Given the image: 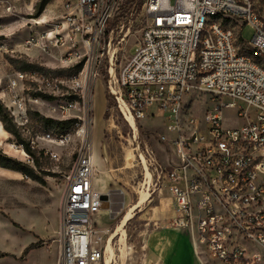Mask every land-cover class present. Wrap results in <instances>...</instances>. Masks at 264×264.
Wrapping results in <instances>:
<instances>
[{"label": "built area", "instance_id": "obj_1", "mask_svg": "<svg viewBox=\"0 0 264 264\" xmlns=\"http://www.w3.org/2000/svg\"><path fill=\"white\" fill-rule=\"evenodd\" d=\"M126 1L63 0L62 14L48 30L26 41L60 62L50 69L25 72L0 60V101L20 132L34 133L30 148L37 150L39 141L77 144L59 208L55 264L105 260L109 230L96 217L109 194L103 198L93 184L90 96L106 54L108 88L124 118L139 122L159 114L177 134L170 140V163L155 161L149 199L156 190L170 194L171 224L188 232L201 264H208L204 252L217 264H264V66L241 52L235 31L252 25L253 40L244 43L264 59V0H131L145 24L134 53L112 76L109 53L131 33L115 23ZM57 68L77 70L53 74ZM201 94L208 107L183 119L185 107ZM151 106L156 113L148 112ZM227 108L234 109L230 124ZM41 117L71 120L76 131L55 133ZM20 147L26 153L24 143ZM40 151L60 159L55 151Z\"/></svg>", "mask_w": 264, "mask_h": 264}, {"label": "rangeland", "instance_id": "obj_2", "mask_svg": "<svg viewBox=\"0 0 264 264\" xmlns=\"http://www.w3.org/2000/svg\"><path fill=\"white\" fill-rule=\"evenodd\" d=\"M49 1L52 2L51 10L46 16H43L47 6L46 3L42 9L40 8L43 0H0V60L2 62H10L17 70L25 72H37L41 70L39 68L50 69L52 66L60 64L53 55L42 52L36 46L26 44L31 36H38L48 30L49 23L62 14L63 0ZM134 9L131 0H127L115 17V23L119 25V30L123 29V32L129 28L131 30L128 38L118 45V50L115 53L114 64L117 74L130 55L134 53V45L140 39L145 24L139 9ZM132 13L134 14L131 15ZM235 31L238 34L236 45L241 52L250 54L255 61L264 66V59L255 55L244 43L253 40L254 27L250 24H242L236 27ZM54 53L58 55L57 51ZM108 60L109 57L106 54L105 65L101 70L102 75L93 81L90 96L93 152L97 155L100 143L103 157L106 160V168L107 170L111 169L112 177L107 192L109 203H106V208L111 207L112 209L111 216L100 213L99 218L96 219L98 226L109 230L105 237L106 241L116 232L128 210L126 206L128 204L131 206L138 201L139 196L143 194L140 193L141 190L144 189L148 192L155 185L152 178L151 182L147 183V169L135 155V147L139 145L146 154L149 172L153 173L155 161L162 167L170 163L174 155V148L170 140L177 136L176 133L168 130V118L159 114L139 120V133L134 132L108 88ZM13 66L10 67L13 68ZM54 72L53 74L68 75L65 68H57ZM98 81L103 84V101L105 102V111L100 115L104 121L101 138L96 137V116L98 114L96 100L100 83ZM29 87L30 90H33V87ZM208 105L207 97L201 94L188 103L181 116L183 119L190 115L200 116ZM250 111L252 114L254 113V109ZM148 112L156 113V107H149ZM233 113L234 109L224 110L227 124L232 123L227 118ZM47 119L52 120L47 123V126L55 133H75L76 131L75 124H65L63 128H59V122H65V120L61 121L52 117ZM243 121V119H239L236 123L241 124ZM0 123L6 131L5 142L11 143L14 149H21L22 142L27 144L28 139L34 135L33 132L30 134L20 132L7 110L0 112ZM39 132V134L43 133L42 130ZM163 136L167 138V141L163 140ZM41 149L57 152L60 159L58 161L51 159L50 155L40 151ZM76 149V142L67 146H57L46 141H39V148L34 153L25 150L27 154L31 155L29 159L4 144L1 149L3 153L21 162L28 173L22 171L7 173V175L0 173V223L2 224L0 225V250L17 252L21 245L27 243L28 245L25 251L26 258L18 257L16 259L6 255L0 256V264L55 263L60 231L59 208L63 198L65 176L72 169ZM127 150H132L134 161L133 166L126 169ZM96 175L101 178L99 170ZM115 182L119 185L118 189L115 188ZM124 193L128 194L129 198H126ZM162 197L163 194L156 190L150 199L149 197L145 198L140 207L141 210L132 212L133 217L123 227L124 233L119 232L112 239L115 253L112 264H157L148 254L147 237L155 226L154 221L157 220L160 213L157 205L160 204ZM202 255L208 264H217L205 252ZM104 259V264H106L107 253H105Z\"/></svg>", "mask_w": 264, "mask_h": 264}, {"label": "crops", "instance_id": "obj_3", "mask_svg": "<svg viewBox=\"0 0 264 264\" xmlns=\"http://www.w3.org/2000/svg\"><path fill=\"white\" fill-rule=\"evenodd\" d=\"M100 80V79H99ZM99 83V94L97 95V110L98 114L96 116L97 120V138H101L102 136V129H103V119L101 118V114L105 111V102L103 101L104 97V88L101 81ZM6 131L4 130L2 124L0 123V149H3L4 144L8 146L10 149H13L16 153H19V149H14L11 143L5 142L6 139ZM94 160L97 165V170H99V174L101 173V178L97 175L94 178L93 184L94 187L102 193L108 192V186L111 185L112 177H111V169L107 170L106 168V160L103 157V150L99 143V148L97 155L93 152ZM19 173L16 170H12L5 167H0V173ZM118 183L115 182V188L118 189ZM125 194V193H124ZM126 198H129L128 194H125ZM112 201V199H111ZM137 203V202H136ZM128 204L126 206V213L131 209L134 208L136 204ZM172 197L168 192H164L162 200L157 207L160 210L158 218L154 221L155 226L150 230L149 235L147 237V248L148 254L151 255V258L157 262V264H201L193 242L188 234L187 231L181 230L179 228H175L172 226V218H173V208H172ZM107 205L104 204L103 213L107 216H111L112 209L111 207L106 208ZM135 210H141L140 208H136ZM134 210V211H135ZM124 211V212H125ZM97 215L96 219L100 216ZM125 213V214H126ZM124 214V215H125ZM124 217V216H123ZM1 222V221H0ZM0 225H2L0 223ZM112 237V235H111ZM32 243V242H31ZM27 244L21 245L19 251L7 252L0 250V256H9L26 258L25 251L27 248ZM57 257V255H56ZM19 258V259H20ZM56 262V258H55ZM55 264V263H54Z\"/></svg>", "mask_w": 264, "mask_h": 264}, {"label": "bare ground", "instance_id": "obj_4", "mask_svg": "<svg viewBox=\"0 0 264 264\" xmlns=\"http://www.w3.org/2000/svg\"><path fill=\"white\" fill-rule=\"evenodd\" d=\"M52 7V2H48L47 6H46V10L43 13V16H46V14H48V12L51 10ZM116 51L111 50L109 55H110V62H111V68H110V72L112 74V76H115L116 74V70H115V65H114V53ZM98 80V79H97ZM96 80V81H97ZM113 91H115V88H112ZM128 122L129 125L131 126V128L134 130V132H136L137 134L139 133V124L138 122H136L132 117H128ZM16 147V146H15ZM18 149V148H17ZM135 155L143 162V164L145 165L146 169H147V183L151 182V173L149 172V167H148V162H147V157L146 154L140 149L139 145L137 147H135ZM19 153L21 155L26 156V153L24 152V150L19 149ZM133 161H134V154L132 152V150H127L126 155H125V168H131L133 166ZM98 172V170H97ZM140 193H143L142 195L139 196V199L137 201V203L134 205V208H131L122 218L121 223L119 224L117 230L115 233L112 234V237L110 236V238L108 239L107 243H106V253H107V259H106V264H112L113 258H114V249H113V243H112V239L115 238L116 235H118L119 232L124 233L123 227L127 224V222L133 217V211L136 208H140L141 205L144 203L145 198L149 197V193L146 190H141ZM147 201V200H146Z\"/></svg>", "mask_w": 264, "mask_h": 264}, {"label": "trees", "instance_id": "obj_5", "mask_svg": "<svg viewBox=\"0 0 264 264\" xmlns=\"http://www.w3.org/2000/svg\"><path fill=\"white\" fill-rule=\"evenodd\" d=\"M50 2L49 0H43L42 4H41V9L45 6L46 3ZM14 62V60H13ZM78 68V67H77ZM77 68L73 71V70H67L68 71V75L75 73V71L77 70ZM42 68H39V70ZM30 72H34V71H30ZM59 75H62L61 73H59ZM6 111V108L4 107V105L1 103L0 101V112ZM34 117H38L39 114L38 113H34L33 114ZM41 120L44 122V126L48 129H51L50 127L47 126L48 122H52V120H49L47 118H43L41 117ZM65 124H72L73 125V121L68 120L65 122H59V128H63V126ZM53 130V129H51ZM62 133H66V132H62ZM22 143H24L26 149L31 152L34 153L35 151L32 150L30 148V146L28 144H25V142L23 141ZM0 167H5V168H9L12 170H16V171H22L24 173H28L26 171V169L24 168V166L21 164V162H18L17 160H15L14 158L8 156L7 154L3 153V151L0 149ZM34 177V176H33ZM35 178V177H34Z\"/></svg>", "mask_w": 264, "mask_h": 264}, {"label": "water", "instance_id": "obj_6", "mask_svg": "<svg viewBox=\"0 0 264 264\" xmlns=\"http://www.w3.org/2000/svg\"><path fill=\"white\" fill-rule=\"evenodd\" d=\"M102 197L105 198V199H107L108 194H103Z\"/></svg>", "mask_w": 264, "mask_h": 264}]
</instances>
